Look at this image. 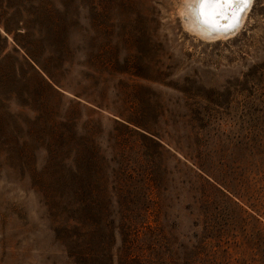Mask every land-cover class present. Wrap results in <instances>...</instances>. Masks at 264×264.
I'll list each match as a JSON object with an SVG mask.
<instances>
[{
	"label": "rangeland",
	"instance_id": "374dc122",
	"mask_svg": "<svg viewBox=\"0 0 264 264\" xmlns=\"http://www.w3.org/2000/svg\"><path fill=\"white\" fill-rule=\"evenodd\" d=\"M183 3L0 0V264H264V0Z\"/></svg>",
	"mask_w": 264,
	"mask_h": 264
},
{
	"label": "bare ground",
	"instance_id": "6f19581e",
	"mask_svg": "<svg viewBox=\"0 0 264 264\" xmlns=\"http://www.w3.org/2000/svg\"><path fill=\"white\" fill-rule=\"evenodd\" d=\"M183 5L184 7L182 8L181 13L183 15L184 25L192 32L211 41L221 38L225 39L233 32L235 33L239 26L238 24L241 22L240 14L243 11L237 10L243 9L244 6L240 3H236L231 6L205 5L202 8L201 0H184ZM236 17H238V19ZM228 19L231 20L226 21ZM230 22H235L233 24L236 25V28L232 31L227 27Z\"/></svg>",
	"mask_w": 264,
	"mask_h": 264
},
{
	"label": "snow or ice",
	"instance_id": "6c2138e0",
	"mask_svg": "<svg viewBox=\"0 0 264 264\" xmlns=\"http://www.w3.org/2000/svg\"><path fill=\"white\" fill-rule=\"evenodd\" d=\"M250 0H201L202 8L205 5H234L236 3H240L242 5L249 4ZM243 9H238L237 11H242ZM235 16V13H234ZM238 19V17H236Z\"/></svg>",
	"mask_w": 264,
	"mask_h": 264
},
{
	"label": "trees",
	"instance_id": "16d2710c",
	"mask_svg": "<svg viewBox=\"0 0 264 264\" xmlns=\"http://www.w3.org/2000/svg\"><path fill=\"white\" fill-rule=\"evenodd\" d=\"M31 0H28V2H30ZM24 9V8H23ZM25 20H27V23L29 22L30 23V25H29V27L30 26H33L35 23H34V21L33 20H30V18L29 17H25ZM37 22H38V26H40V19H37ZM31 67V69L35 72V73H37L40 77H42V74L40 73V71L35 67V66H33V65H31L30 66Z\"/></svg>",
	"mask_w": 264,
	"mask_h": 264
}]
</instances>
